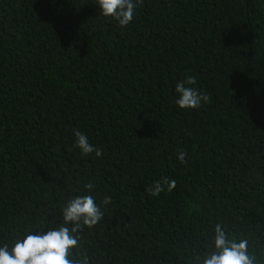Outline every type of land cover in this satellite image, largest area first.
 Instances as JSON below:
<instances>
[{"label":"trees","instance_id":"1","mask_svg":"<svg viewBox=\"0 0 264 264\" xmlns=\"http://www.w3.org/2000/svg\"><path fill=\"white\" fill-rule=\"evenodd\" d=\"M189 75L211 102L182 110ZM82 195L104 215L70 259L195 264L220 224L264 264V0H143L125 28L97 0H0V247Z\"/></svg>","mask_w":264,"mask_h":264},{"label":"clouds","instance_id":"2","mask_svg":"<svg viewBox=\"0 0 264 264\" xmlns=\"http://www.w3.org/2000/svg\"><path fill=\"white\" fill-rule=\"evenodd\" d=\"M100 15L114 19L119 27H127L134 18L135 9L143 4V0H97ZM197 84L195 76H187L185 80L178 81L175 91L178 94L176 105L182 110L198 109L202 104L211 102L206 93H201L193 85ZM76 137L75 147L80 150L82 156L95 153L101 157L103 152L94 147L88 136L81 131L74 130ZM178 159L185 163L186 151H178ZM85 189L91 191L94 185L89 182ZM176 187V181L162 178L155 181L146 189L152 197H159L161 193L171 192ZM102 203H111V197L106 196ZM63 224L46 233L28 234L23 239H18L9 249L8 245L0 247V264H89L88 255L85 252L80 259L72 258L73 253L79 251L80 233L85 227L92 229L103 219V212L97 205L92 195L76 196L62 209ZM195 264H257L255 255L249 252L247 239L230 238L220 224L214 230V248L197 256Z\"/></svg>","mask_w":264,"mask_h":264}]
</instances>
